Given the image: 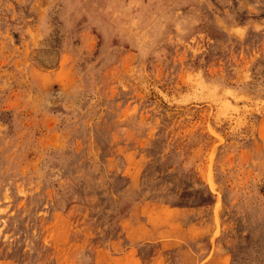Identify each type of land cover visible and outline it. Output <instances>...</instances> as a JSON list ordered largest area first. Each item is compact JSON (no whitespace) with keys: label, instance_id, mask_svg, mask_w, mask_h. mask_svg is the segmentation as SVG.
Wrapping results in <instances>:
<instances>
[{"label":"rangeland","instance_id":"rangeland-1","mask_svg":"<svg viewBox=\"0 0 264 264\" xmlns=\"http://www.w3.org/2000/svg\"><path fill=\"white\" fill-rule=\"evenodd\" d=\"M0 264H264V0H0Z\"/></svg>","mask_w":264,"mask_h":264}]
</instances>
